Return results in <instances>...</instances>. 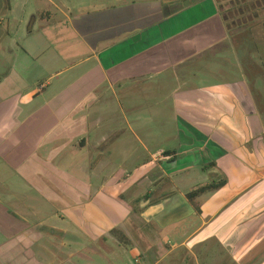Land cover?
Here are the masks:
<instances>
[{
    "label": "crops",
    "instance_id": "crops-1",
    "mask_svg": "<svg viewBox=\"0 0 264 264\" xmlns=\"http://www.w3.org/2000/svg\"><path fill=\"white\" fill-rule=\"evenodd\" d=\"M227 1L0 0V264H264V26Z\"/></svg>",
    "mask_w": 264,
    "mask_h": 264
},
{
    "label": "rangeland",
    "instance_id": "rangeland-1",
    "mask_svg": "<svg viewBox=\"0 0 264 264\" xmlns=\"http://www.w3.org/2000/svg\"><path fill=\"white\" fill-rule=\"evenodd\" d=\"M236 1H238V0H236ZM263 3H264V0H245V4L248 6V8L250 7V10H247L245 12H240V10L235 8V5L232 4V2H230V0L227 1L223 5V8H224L225 14L227 16L228 26L232 29L237 28V27L233 26V22H232L233 18L234 19H240L239 20L241 23L240 25L243 27H249V28L251 27L252 28L254 26H257L258 24L260 26H264V4ZM242 7H244V6H242ZM234 8L236 9V11L234 10ZM231 12H232V14L234 12H236V14L234 13V15L231 16L230 15ZM210 81H216V80L213 77H211ZM164 145L166 147H171V146L174 147L175 142L174 141H167V142H164Z\"/></svg>",
    "mask_w": 264,
    "mask_h": 264
},
{
    "label": "flooded vegetation",
    "instance_id": "flooded-vegetation-1",
    "mask_svg": "<svg viewBox=\"0 0 264 264\" xmlns=\"http://www.w3.org/2000/svg\"><path fill=\"white\" fill-rule=\"evenodd\" d=\"M242 1H243V3H242ZM232 4H234L235 5V8H237L238 10H240V12H245L247 10H250V7L248 8V6L245 4V0H238V1L232 2ZM242 6H244V7H242ZM235 8H234V10L236 11ZM234 13L236 14V12H234ZM234 13L232 14V12H231L230 15L232 16V15H234ZM225 16H226V14H225ZM226 18H227V16H226ZM239 20L240 19H234L233 18V21H232L233 22V26H235L237 28L243 27V26L240 25L241 23H240ZM237 28H235V29H237Z\"/></svg>",
    "mask_w": 264,
    "mask_h": 264
},
{
    "label": "trees",
    "instance_id": "trees-1",
    "mask_svg": "<svg viewBox=\"0 0 264 264\" xmlns=\"http://www.w3.org/2000/svg\"><path fill=\"white\" fill-rule=\"evenodd\" d=\"M225 183V180L223 179L221 182H219L218 184H211V185H208V186H203V187H201V188H199V189H197V190H195V191H193V192H191V194L189 195L190 197H195V196H197L199 193H201L202 191H204V190H207V189H209V188H212V187H218V186H220V185H223Z\"/></svg>",
    "mask_w": 264,
    "mask_h": 264
}]
</instances>
